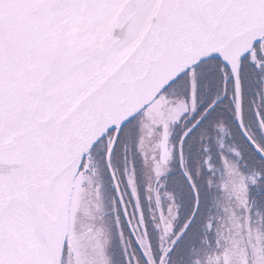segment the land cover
<instances>
[{
  "label": "water",
  "instance_id": "obj_1",
  "mask_svg": "<svg viewBox=\"0 0 264 264\" xmlns=\"http://www.w3.org/2000/svg\"><path fill=\"white\" fill-rule=\"evenodd\" d=\"M263 37L264 0H0V264H62L85 157L116 131L111 171L122 128L205 59L230 69L264 160L240 80Z\"/></svg>",
  "mask_w": 264,
  "mask_h": 264
},
{
  "label": "rangeland",
  "instance_id": "obj_2",
  "mask_svg": "<svg viewBox=\"0 0 264 264\" xmlns=\"http://www.w3.org/2000/svg\"><path fill=\"white\" fill-rule=\"evenodd\" d=\"M261 73L263 60L248 63L242 88L245 124L264 149V127L258 122L260 117L264 123ZM234 93L224 71L216 64L204 66L118 138L112 168L153 264H264V163L238 133ZM165 123L171 152L164 165ZM111 141L88 158L76 180L69 264H146L129 236L108 173ZM179 161L189 169L181 170ZM197 198L200 214L191 221Z\"/></svg>",
  "mask_w": 264,
  "mask_h": 264
},
{
  "label": "trees",
  "instance_id": "obj_3",
  "mask_svg": "<svg viewBox=\"0 0 264 264\" xmlns=\"http://www.w3.org/2000/svg\"><path fill=\"white\" fill-rule=\"evenodd\" d=\"M221 137H223V135L222 136H220L219 137V139H221ZM245 172H246V170H245ZM249 174V173H248ZM257 190H259V189H257ZM200 209H201V207H200ZM182 240V239H181ZM133 242V241H132ZM179 245H181V241H180V243H179ZM189 246V245H188ZM188 246H186V248L188 247ZM191 248V247H190ZM192 250H195V248H192ZM138 254H139V252H138ZM140 255V254H139ZM140 257H141V255H140ZM142 258V257H141ZM186 260H187V263L189 262V260L191 261L192 260V255H189L187 258H186Z\"/></svg>",
  "mask_w": 264,
  "mask_h": 264
}]
</instances>
